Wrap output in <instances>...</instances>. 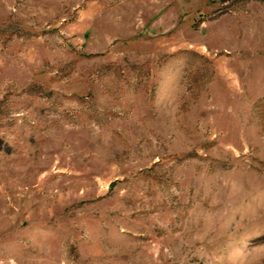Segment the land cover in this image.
<instances>
[{
    "label": "rangeland",
    "instance_id": "rangeland-1",
    "mask_svg": "<svg viewBox=\"0 0 264 264\" xmlns=\"http://www.w3.org/2000/svg\"><path fill=\"white\" fill-rule=\"evenodd\" d=\"M0 264H264V0H0Z\"/></svg>",
    "mask_w": 264,
    "mask_h": 264
}]
</instances>
